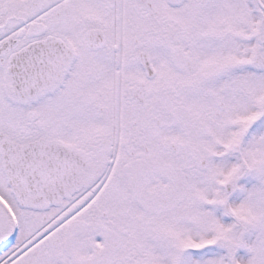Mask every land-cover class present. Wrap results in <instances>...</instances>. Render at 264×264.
Masks as SVG:
<instances>
[{
    "label": "snow or ice",
    "instance_id": "obj_1",
    "mask_svg": "<svg viewBox=\"0 0 264 264\" xmlns=\"http://www.w3.org/2000/svg\"><path fill=\"white\" fill-rule=\"evenodd\" d=\"M0 264H264V0H0Z\"/></svg>",
    "mask_w": 264,
    "mask_h": 264
}]
</instances>
